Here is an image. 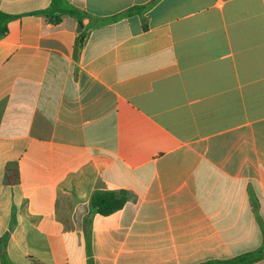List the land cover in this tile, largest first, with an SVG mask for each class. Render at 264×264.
I'll list each match as a JSON object with an SVG mask.
<instances>
[{"label":"crops","instance_id":"obj_1","mask_svg":"<svg viewBox=\"0 0 264 264\" xmlns=\"http://www.w3.org/2000/svg\"><path fill=\"white\" fill-rule=\"evenodd\" d=\"M64 1L0 0V264L261 250L264 0ZM97 191L129 200L87 225Z\"/></svg>","mask_w":264,"mask_h":264},{"label":"trees","instance_id":"obj_2","mask_svg":"<svg viewBox=\"0 0 264 264\" xmlns=\"http://www.w3.org/2000/svg\"><path fill=\"white\" fill-rule=\"evenodd\" d=\"M151 5L143 7H134L123 15L132 16L137 13H142L149 9ZM74 7L68 5L64 0H53L52 5L38 14L46 16L48 19L59 23L63 15H72L79 19V28H82L81 18L87 16V14L81 10L73 9ZM73 10V11H69ZM13 17L5 13L0 12V37L4 36L8 32V23ZM19 174L16 168L9 166L7 169V184L16 185L19 183ZM129 196L126 192H110V191H97L91 200V212L89 218L86 221L87 225H90V218L99 214L102 216H109L119 210H121L128 202ZM264 259V247L255 252H251L245 255L236 257L226 262H212L207 264H254Z\"/></svg>","mask_w":264,"mask_h":264}]
</instances>
